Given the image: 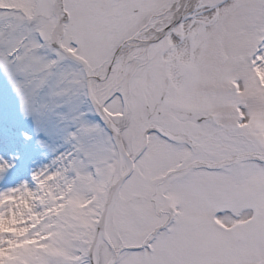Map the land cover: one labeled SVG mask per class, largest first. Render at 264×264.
<instances>
[{"label":"snow or ice","instance_id":"snow-or-ice-1","mask_svg":"<svg viewBox=\"0 0 264 264\" xmlns=\"http://www.w3.org/2000/svg\"><path fill=\"white\" fill-rule=\"evenodd\" d=\"M0 264H264V0H0Z\"/></svg>","mask_w":264,"mask_h":264}]
</instances>
